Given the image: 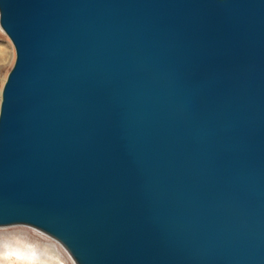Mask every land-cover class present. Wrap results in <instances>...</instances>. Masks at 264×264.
Returning <instances> with one entry per match:
<instances>
[{"label": "water", "instance_id": "1", "mask_svg": "<svg viewBox=\"0 0 264 264\" xmlns=\"http://www.w3.org/2000/svg\"><path fill=\"white\" fill-rule=\"evenodd\" d=\"M0 228L75 264H264V0H0Z\"/></svg>", "mask_w": 264, "mask_h": 264}, {"label": "rangeland", "instance_id": "2", "mask_svg": "<svg viewBox=\"0 0 264 264\" xmlns=\"http://www.w3.org/2000/svg\"><path fill=\"white\" fill-rule=\"evenodd\" d=\"M0 48L3 51V58L0 59V105L4 84L12 70L16 53L14 46L8 36L0 27ZM52 246L62 256L58 259L65 264H75L65 249L55 240L32 228L24 226H11L0 228V256L21 258L27 261H37L51 264L53 255L46 246Z\"/></svg>", "mask_w": 264, "mask_h": 264}, {"label": "bare ground", "instance_id": "3", "mask_svg": "<svg viewBox=\"0 0 264 264\" xmlns=\"http://www.w3.org/2000/svg\"><path fill=\"white\" fill-rule=\"evenodd\" d=\"M3 51L0 48V59L3 58ZM46 248L49 250V252L53 255V257H51V264H63L58 258L59 257H55V255H59L58 250H54V248L50 245L46 246ZM62 257V256H61ZM0 264H45L42 262H37V261H27V260H23L21 258H17L15 259L14 257H8V256H0ZM65 264H68L67 260L65 262Z\"/></svg>", "mask_w": 264, "mask_h": 264}]
</instances>
